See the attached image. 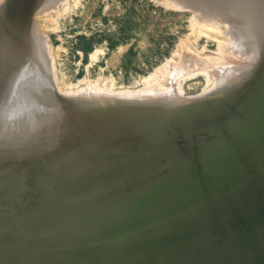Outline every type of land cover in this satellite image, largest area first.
I'll return each instance as SVG.
<instances>
[{
    "label": "bare ground",
    "instance_id": "1",
    "mask_svg": "<svg viewBox=\"0 0 264 264\" xmlns=\"http://www.w3.org/2000/svg\"><path fill=\"white\" fill-rule=\"evenodd\" d=\"M57 1L0 0V264H264V0H163L249 60L178 46L129 91L58 89Z\"/></svg>",
    "mask_w": 264,
    "mask_h": 264
},
{
    "label": "rangeland",
    "instance_id": "2",
    "mask_svg": "<svg viewBox=\"0 0 264 264\" xmlns=\"http://www.w3.org/2000/svg\"><path fill=\"white\" fill-rule=\"evenodd\" d=\"M205 1L207 3L209 0ZM62 2L58 0L47 12L48 15L41 9L34 15L43 36H47L45 42L49 44L47 49L50 48L48 51L55 83L60 90H77L87 83L97 84L98 80H110L113 82V90H138L143 87L144 77H148L154 69L167 61L180 56L177 55L178 46L182 47L181 53L187 50L201 56H219L218 59H225L223 61L227 60L226 62L233 65L249 60L246 54L243 56L247 58L243 59L242 56L243 60L234 55L238 58L235 60L224 51L221 55V50L219 55H215L222 42L228 43L227 35H224L226 30H222V25L226 27L224 21L221 25L222 20H217L220 22L219 26L217 21L212 20L213 24L209 21V26L207 21L203 26L194 27V12L190 13L191 8L188 6L185 10V7L177 5V8H184V11L177 10L173 3L171 6L163 0ZM212 25L218 27L214 29ZM200 27L204 29L200 30ZM216 29L219 30L215 31ZM98 50L102 53L99 54ZM226 56L229 57L226 59ZM168 66L169 70L173 69L170 63ZM205 81L202 74L181 81L183 94L193 95L199 92Z\"/></svg>",
    "mask_w": 264,
    "mask_h": 264
}]
</instances>
